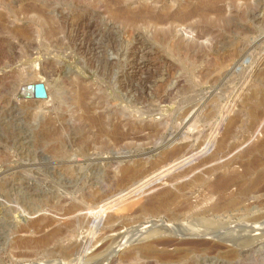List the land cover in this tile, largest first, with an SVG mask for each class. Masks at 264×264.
I'll list each match as a JSON object with an SVG mask.
<instances>
[{"label":"rangeland","instance_id":"374dc122","mask_svg":"<svg viewBox=\"0 0 264 264\" xmlns=\"http://www.w3.org/2000/svg\"><path fill=\"white\" fill-rule=\"evenodd\" d=\"M113 1L0 0V264H44L13 257L7 243L17 224L57 219L88 201L119 205L116 231L104 234L110 210L90 215V229L72 242L99 247L98 238L133 236L99 264L110 256L104 264H132L124 257L144 239L136 235L144 225L179 242L175 264H264V245L254 241L219 248L252 226L264 229V179L253 183L264 156L253 149L240 159L263 138L264 0ZM117 9L136 19L119 21ZM38 83L50 100L20 97ZM248 162L258 164L245 183L254 190L212 213L208 184L226 164L242 174ZM124 174L131 177L120 181ZM165 189L177 204L142 209ZM83 262L92 263L71 264Z\"/></svg>","mask_w":264,"mask_h":264},{"label":"bare ground","instance_id":"6f19581e","mask_svg":"<svg viewBox=\"0 0 264 264\" xmlns=\"http://www.w3.org/2000/svg\"><path fill=\"white\" fill-rule=\"evenodd\" d=\"M116 1H113V3ZM109 2H110V0H109ZM178 11H180V9H178ZM179 14H181V13H179ZM179 14H177V15H179ZM36 15H37V17H39L37 13H36ZM131 15L129 12H127V13L124 12V10H123V12H122V10H118V9L114 10V17H116L119 21L121 20L124 23H126V22L129 23V22H132L134 19H136V17H135L136 15L134 17H133V13ZM143 15H144V12H143ZM45 18H46V16H45ZM19 34H21L22 36H27V33L25 31H21ZM31 87H32V85L26 86L23 89V91H21L20 97L27 99V100H34L31 97ZM46 87H45V90L47 93V98L45 100H50V96L48 94ZM80 91H78V92H80ZM82 95L80 94V96H82ZM80 99H84L83 96ZM259 126H260L259 128H261V124ZM258 130L257 129L255 130L256 133ZM262 135H263L262 140L260 142L256 143L255 145L252 144L253 145L252 147L245 150L240 155V159H242V156H245L249 151H251L253 149H255L257 152H259L260 154H262L264 156V122L262 123ZM220 144H221V140L218 143V148L220 147ZM212 148H213V146H212ZM177 150L175 149L174 152L171 153L172 157H174L176 153L179 154L181 152V151L176 152ZM176 156H177V154H176ZM172 157H170V158H172ZM213 157L214 156H212L210 159H212ZM203 164H204V162L202 163V165ZM231 165H232L231 163H228L225 166H223L222 168L224 169V172L222 173V175L218 176L214 180V182L208 184V186L211 188V191H212L210 193L209 197L210 198L216 197V200H217L216 203L212 206V208L210 210L214 214L225 213L228 209H231L235 206L243 204L244 198L251 194V190H254V187H252L250 185L245 186V183L248 180L249 176L258 173V172H256L257 171L256 166L258 164H255L253 162H251V163L248 162L246 164H243L242 174H237L233 171H230L231 168L229 169V167ZM198 166L200 167V165H198ZM186 167H188V165ZM182 171L180 173H184V171L183 172ZM212 171H215V170H212ZM212 171H210V172H212ZM190 172H192V171H190ZM210 172H207V173H210ZM173 175H175V174H173ZM129 176H130L129 174H126V175L124 174V176L121 177L122 180L121 179H119V180L124 181L126 179H129L128 178ZM177 177H178V175H177ZM170 178H172V176ZM263 179H264V170L262 169V171L257 174V177L253 183H258L259 181H261ZM197 181H201V178L200 177L197 178ZM233 186L238 187V192L229 193L230 188ZM262 190H263V188H262ZM257 191H260V190L258 189ZM134 196H136V195H134ZM176 197H177V194L173 193L171 191H167V190L161 191V192L159 191L154 196L147 198V200L148 199L149 200L147 201V203L142 204L143 205L142 209L145 211L150 210L152 213L153 212H156V213L161 212L160 210L169 208V206L175 201ZM145 202H146V199H145ZM176 202H174V203H176ZM140 203L138 201V204H140ZM98 204H100V201H98V202H96V201L95 202L94 201L89 202L88 201V203H85V204H82V202H81L80 205H76V204L72 205L71 204L70 207L66 208L65 210H62L63 212L61 214L55 215L60 219L51 218V217L48 218L46 216H41V217H36V219H34L30 222L27 220L24 221V219H23V221L21 220L24 225H21V221L19 220L20 223L17 222L18 224H17L13 234H11L12 238L8 239V243H7V244H10L9 246L12 249V251L14 252L13 257L16 258V261H18V262L20 259H23L26 257L28 259L31 258L29 260H26L27 262L28 261L33 262L34 258L36 260H38V258H40V257H45V258H48L50 260H48V259L46 261L44 260L45 261V262H43L44 264H71L73 261H79V260L86 261V262L90 261V262H92L91 264H99V263H97V261L106 257L110 253V252H108L109 250L117 248V247L122 248L125 244L132 241L131 238L133 236L126 239V234L123 233L124 234L123 235L120 233V234H113L111 236L108 235L106 237V239L98 238L96 243L100 242L101 240L104 241L102 243V245H100L99 247H96L95 243L90 244L88 246V245H85V243H84V245H81V244H77L76 241L72 242L74 239V236L80 230L87 229V228L91 227L92 222L89 220L90 215H93L94 217L97 218V217H99L100 214H102V215L105 213L109 214L110 210L112 211L111 213H114L119 206L117 204L116 205L114 204L113 206H109V204H108L109 207H107V205L101 206V204H100V206H101L100 207ZM128 206H129V210H130V204H128ZM183 207L180 210H183L186 207V205L184 208ZM124 208H126V207H124ZM185 209H187V207ZM39 211H42V210L39 209V210H34V212H28L27 215L28 216L38 215L37 213ZM131 212L133 213L132 210H131ZM114 214H116V213H114ZM117 214L115 216H112V214H110L104 219L105 220V226H106L104 228L105 229L104 234H107V233L110 234V233L116 231V229L113 227V225H114L115 219L117 217ZM127 214H128V212H127ZM119 216H120V214H119ZM88 217H89V219H88ZM25 219H26V217H25ZM117 219H119V218H117ZM59 220H60V222H59ZM97 220L98 219H96V222H97ZM101 220H102V218H101ZM101 223L102 222H100V224ZM97 224L95 225L96 227H97ZM262 228L263 227L261 225L252 226L249 228V231L247 230V235L243 234L244 238L237 239L235 241L234 240L233 241H225V243H227V244H224L222 246L219 242V245H220L219 248L225 249L226 252L234 251L233 249H236L234 247L237 246L235 243L236 241L237 242L239 241L240 243H246L249 241H254V244L264 245V229L262 230ZM257 230H260L262 232L252 234L253 232H255ZM141 234L145 235L144 239L142 240V242L140 244L138 243L139 245L137 247L131 249L126 254V256L124 257V259L126 261H128V262L130 261L132 264H152V263H154V264H175V262H177V259L179 258L178 257V255H179V247H178L179 242L178 241L165 238L166 236L163 237L162 236L163 233H161L159 230H155V229L148 227L146 225L142 226L141 230H138L136 235L141 236ZM89 242H92V241H89ZM228 242L235 243V245L234 244L230 245V244H228ZM65 243L67 244V246H64ZM173 246L176 248L173 254H171L170 252L165 250L167 247H173ZM87 250H90V253L86 256L85 252ZM105 253H107V254L105 255ZM113 253H116V252L112 251L111 254H113ZM181 253H182V251H181ZM175 255H176V257H175ZM110 257L104 259L102 264L107 263V261L110 260ZM55 258H59V260H55ZM22 261H20V262H22ZM36 264H38V263H36ZM78 264H80V263H78ZM84 264H86V263H84ZM108 264H110V263H108Z\"/></svg>","mask_w":264,"mask_h":264},{"label":"water","instance_id":"95a60500","mask_svg":"<svg viewBox=\"0 0 264 264\" xmlns=\"http://www.w3.org/2000/svg\"><path fill=\"white\" fill-rule=\"evenodd\" d=\"M31 97L34 100H45L47 98V93L44 84L38 83L31 87Z\"/></svg>","mask_w":264,"mask_h":264}]
</instances>
